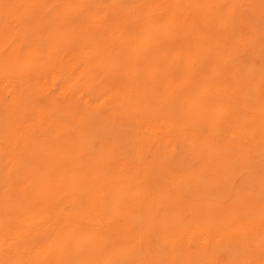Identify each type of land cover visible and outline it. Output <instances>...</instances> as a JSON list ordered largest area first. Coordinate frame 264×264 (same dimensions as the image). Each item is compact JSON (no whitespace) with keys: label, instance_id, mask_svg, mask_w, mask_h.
Segmentation results:
<instances>
[{"label":"bare ground","instance_id":"1","mask_svg":"<svg viewBox=\"0 0 264 264\" xmlns=\"http://www.w3.org/2000/svg\"><path fill=\"white\" fill-rule=\"evenodd\" d=\"M260 20L0 0V264H264Z\"/></svg>","mask_w":264,"mask_h":264},{"label":"rangeland","instance_id":"2","mask_svg":"<svg viewBox=\"0 0 264 264\" xmlns=\"http://www.w3.org/2000/svg\"><path fill=\"white\" fill-rule=\"evenodd\" d=\"M107 1V0H106ZM106 3H108V2H106ZM241 4L242 5H244V6H246L245 4H246V2H244V1H242L241 2ZM259 23V25H258V27H259V29H260V31H261V34L263 33V35H261V39H262V41H264L263 39H264V21L262 20H260V21H258ZM261 23V24H260ZM260 25H262V26H260ZM261 28H263L262 30H261ZM263 44H264V42H263ZM261 64V63H260ZM239 180H240V178H239Z\"/></svg>","mask_w":264,"mask_h":264}]
</instances>
